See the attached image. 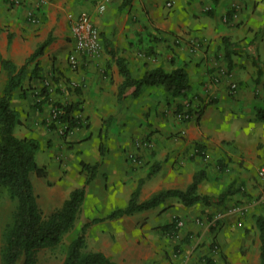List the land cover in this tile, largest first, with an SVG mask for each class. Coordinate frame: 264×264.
Instances as JSON below:
<instances>
[{
  "label": "crops",
  "instance_id": "1",
  "mask_svg": "<svg viewBox=\"0 0 264 264\" xmlns=\"http://www.w3.org/2000/svg\"><path fill=\"white\" fill-rule=\"evenodd\" d=\"M234 1L243 9L237 22L226 24L222 13ZM258 1L109 0L100 12V0H0V55L21 67L44 45L11 105L21 118L16 135L39 140L37 161L47 165V178L56 182L55 189L44 192L49 205L63 203L86 183L91 173L86 166L95 167L76 221L85 212L81 227L100 218L87 227L90 249L120 264H170L164 226L182 220L177 233L200 234L207 252H214L211 243L217 242L226 264H260L264 3ZM204 4L213 12L206 14ZM82 11L99 28L102 47L95 57L79 54L80 65L73 69L71 26ZM120 59L136 78L155 68L184 67L188 95L172 96L162 85L123 87ZM37 63L41 70L32 76ZM7 81L0 62V94ZM231 83L238 84L233 93ZM188 102L196 114L179 119L176 113ZM58 103H78L84 118L66 136L53 118ZM199 172L197 193L212 197L209 202L185 205L169 196L152 208L110 216L128 206L137 188L143 202L163 190L187 189ZM235 204L247 211L226 212L211 229L198 222H213L217 212Z\"/></svg>",
  "mask_w": 264,
  "mask_h": 264
},
{
  "label": "trees",
  "instance_id": "2",
  "mask_svg": "<svg viewBox=\"0 0 264 264\" xmlns=\"http://www.w3.org/2000/svg\"><path fill=\"white\" fill-rule=\"evenodd\" d=\"M215 4L221 0H211ZM229 38L224 37V42L229 45ZM44 45L28 58L21 67H17L11 60L0 55L2 66L8 71L7 84L0 94V188H5L15 208L11 220L6 224L3 237L1 264H36L40 250L59 246L64 236L71 231L77 221L80 209L86 195V184L93 178V165H87L91 172L83 186L74 188L62 205L46 214L40 207L32 173L46 177L47 167L38 163L36 153L40 149V142L34 137H19L15 133L16 126L21 122L20 113L11 105L14 90L20 87L28 75V65L42 53ZM258 54L257 52H255ZM230 54L228 53V56ZM256 60H259L255 56ZM121 73L125 77L123 87L135 85L137 89L145 84L162 85L172 96H186L190 90L189 74L184 67L166 71L155 68L147 71L143 77H134L128 67L126 59L119 60ZM41 66L35 65L32 76L38 75ZM46 90V88H44ZM43 90V93L47 91ZM123 90V89H122ZM62 112L57 113L54 121L64 122L68 125L66 136L75 127L83 125L84 118L78 112L81 110L78 103L56 104ZM264 119V109L261 110ZM157 168H153L152 172ZM150 173V174H151ZM203 179V172L195 175L194 181L185 189H168L155 194L152 198L140 202L139 189L132 193L128 206L114 210L110 216L115 217L145 210L158 205L169 196L178 197L185 205H193L198 201L209 202L213 199L207 195L197 193L198 185ZM100 218H94L81 227L79 234L70 242L65 259L62 264H120L110 259L102 251H87V227ZM177 221L164 226L168 235L177 234ZM259 229L260 264H264V217L256 218ZM208 264H214L208 259Z\"/></svg>",
  "mask_w": 264,
  "mask_h": 264
},
{
  "label": "rangeland",
  "instance_id": "3",
  "mask_svg": "<svg viewBox=\"0 0 264 264\" xmlns=\"http://www.w3.org/2000/svg\"><path fill=\"white\" fill-rule=\"evenodd\" d=\"M259 1L264 3V0H259ZM203 8L206 14L213 12V9L208 4L207 5L204 4ZM242 9H243V3H241L240 1H234L230 5V7L222 13V16H221L222 21L225 22L226 24L227 23L230 24V22L231 23L237 22L238 19L236 18ZM263 31L264 30L262 31L260 30V33L262 34ZM230 88H231V84L229 85V90ZM237 88H238V84H237ZM237 88L235 90H232V93L235 92ZM185 109L186 107H183L182 109L178 110V112L176 113L179 119L186 120L184 118H180L178 115L181 111ZM192 117L193 116H191L190 118ZM42 166L47 167L46 164H43ZM67 173L68 172L65 171L62 177L67 175ZM47 176L41 177V176H38L36 173H32V178H34V181L36 183V191L39 193V197H40L39 205L46 214L60 207L62 203V202L61 203L59 202L53 206V205H49V203L47 202L46 196L44 195L45 190L56 188L54 187L56 185V182L55 181L51 182L47 178ZM261 187H262V184H261ZM261 192H262V189H261ZM261 192L257 196V201H259ZM260 204L264 205V202L263 203L260 202ZM14 208H15V202L11 200L7 190L3 187L0 188V264L2 263V249L4 246L3 231H4L6 224L11 220V217H12L11 215L13 213ZM85 214L86 216L88 215L86 212ZM85 214L82 213L79 219V222L78 223L76 222L74 228L71 231H69L67 235L64 236L63 242L59 246H56L54 248H44L39 251L36 264H62L63 263L65 256H66L68 246L71 242V238L74 234H75V237L79 234L78 231L81 229L83 219L86 218ZM219 220L215 222H211V220L210 221L207 220L205 222L204 220L201 219L200 224L202 226L203 225L207 226V223H208V228L211 229L212 226L214 227L218 226ZM216 222L217 224H215ZM181 226L178 225V229H182ZM183 232L184 230L182 231V233L181 231H179L177 234L170 235L169 238L167 236L166 241L170 242L169 245L171 246V255L166 250L167 255L165 254L166 255L165 257L167 259V257H169L168 254L170 255V258H168V261L170 262V264H208V259H211L214 262V264H226V259L224 258L223 251L221 250V246L217 242L211 243L212 250L214 252H207L205 251L204 248H202V246L204 245L203 243L204 241L198 240L200 239V234L195 235L192 232H187L185 234ZM255 243H256L255 239H252V242L250 243V247H254ZM89 247L90 245L87 243V248H86L87 251L92 250ZM246 250H247L246 246L241 243L239 253H242L244 255L246 254Z\"/></svg>",
  "mask_w": 264,
  "mask_h": 264
},
{
  "label": "built area",
  "instance_id": "4",
  "mask_svg": "<svg viewBox=\"0 0 264 264\" xmlns=\"http://www.w3.org/2000/svg\"><path fill=\"white\" fill-rule=\"evenodd\" d=\"M109 0H100L98 4V8L100 12H104L107 8V2ZM33 20V18H32ZM34 21V20H33ZM71 32L74 39V49L69 54L68 60L71 68L77 69L80 65L79 54H86L90 57H95L100 52V48L102 47V42L100 38V30L95 25L91 15L87 11H82L79 13L77 17L73 19ZM237 88L236 83H231L230 90H235ZM192 112H191V111ZM62 112L61 108L55 107L53 110V118L57 115V113ZM194 111L189 106V102L186 105V109L181 111L178 115L180 118L188 119L193 116ZM63 124L62 129L60 130L62 134H65L67 131L68 125L64 122H60ZM258 175L262 184V192L259 198L260 202H264V165L260 167L258 171ZM246 207L244 204H235L223 209V211L217 212L213 217V222L224 217L226 212L229 213H245ZM201 223V220H198ZM184 222L181 220L177 223L178 225H183Z\"/></svg>",
  "mask_w": 264,
  "mask_h": 264
}]
</instances>
